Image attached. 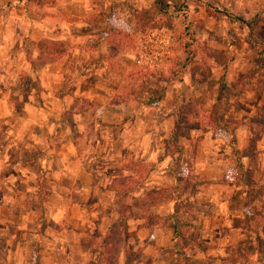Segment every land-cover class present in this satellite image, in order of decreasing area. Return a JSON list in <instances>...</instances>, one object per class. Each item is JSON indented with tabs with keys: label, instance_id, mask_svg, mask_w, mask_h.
Segmentation results:
<instances>
[{
	"label": "crops",
	"instance_id": "0c3cea01",
	"mask_svg": "<svg viewBox=\"0 0 264 264\" xmlns=\"http://www.w3.org/2000/svg\"><path fill=\"white\" fill-rule=\"evenodd\" d=\"M121 1L0 0V74L28 75L23 87L28 92L26 114L22 117L27 127L22 133L27 138L40 137L39 133L45 131L43 137L55 139L47 157L36 159L37 172L33 173L34 184L47 188L42 189L44 194L38 188L31 195L33 199L43 197V217L59 227L46 250H62L66 220L71 221L76 229L73 233L79 237L84 219L94 217L100 224L121 223L124 241L143 255L151 251V264H170L171 241L178 242L170 235L176 231L182 237L179 227L187 230L182 237L185 245L179 247L186 252L188 264H203L204 253L210 251L214 264H218L216 259L225 255L228 240L223 233H233L238 241L236 260L244 262L247 254L248 264H264V214L248 213L249 199L258 196L249 197L250 188L240 182L230 190L223 189V162L208 156L217 148L202 151L183 144L180 151L172 153L162 147V138L179 136L171 133L181 97L192 94L191 98L202 107L203 94L184 78L163 81L154 75L160 64L146 61L148 50L142 47L136 32L137 19L130 16L125 10L128 5L122 7ZM152 4L135 0L130 8L137 11ZM187 8L189 21L204 19L201 7L187 3ZM108 10L110 17L102 15ZM23 44L28 46L27 52ZM39 56L51 59L37 64ZM146 71L147 78L137 76ZM3 88L7 92L3 90L2 94L0 87V118L10 120L9 87ZM212 102L215 114H219L221 102L215 98ZM6 105L9 109L2 113ZM14 132L7 129V139L20 137ZM200 152L203 158L197 157ZM27 161L8 162L10 168L2 184L10 195L4 197L12 200L14 187L32 179ZM179 168L191 171L189 179L184 180L196 190L195 208H189L185 221L180 219L178 224L170 191L181 183L174 178ZM153 193H162V197L143 213L135 203ZM50 202L55 206L44 209ZM144 218H152L153 224L145 225ZM80 243L77 238V245ZM17 249L19 245H0V264H22ZM24 260L31 264L29 255Z\"/></svg>",
	"mask_w": 264,
	"mask_h": 264
},
{
	"label": "rangeland",
	"instance_id": "374dc122",
	"mask_svg": "<svg viewBox=\"0 0 264 264\" xmlns=\"http://www.w3.org/2000/svg\"><path fill=\"white\" fill-rule=\"evenodd\" d=\"M133 1L135 0H122L121 4L122 7L128 5L125 10L137 19L135 28L140 35L142 47L148 49L150 39L157 35L164 37H159L163 39L158 46L164 56L159 71L155 70L154 75L163 81L167 78L181 81L184 78L203 94L200 102L202 107L191 98L192 94L187 95L188 98L181 97L183 99L180 107L188 120L183 122V130L179 136L167 135L161 139L162 147L169 149L166 152L176 153L181 150L183 144L185 146L191 144L193 148L198 147L202 151L207 147L215 146L217 148L215 154L208 156L223 162V189L230 190L233 185L240 182L242 186L245 185L252 191L264 190V122H259L257 118L264 114V0H144V3L153 2V4L137 11L130 8ZM187 3L201 7V13L203 16L205 14L204 19L189 21ZM109 10L107 14L105 12L102 15L107 17ZM197 10L196 13L199 12ZM27 47L23 44L22 48L27 52ZM148 74L149 72L146 71L137 76L145 79ZM27 77L25 73L13 77L0 74L2 94L3 90L6 91L3 87H9L7 105L9 107L11 105L12 116L10 120L0 118V164L2 165L0 198L10 195L2 184L10 168L8 162L24 164L26 158L27 166L32 173V179L26 184L22 183L14 187L15 196L12 200L6 197L0 200L2 216L0 245H19L17 254H20L22 264H25L24 258L28 255L31 257V264H97L99 256L104 258L103 264H151L149 256L151 251L143 255V252L132 247V244L128 245L129 241H124L121 223L111 225L113 222L108 224L103 221L100 224L101 221L94 217L90 218L91 220L84 219V224L79 227V237L73 233L76 229L71 227V221L66 220L61 235L64 242L62 250L58 253L55 250H46V247L51 245V241L54 242L59 227H55L50 219L43 217L41 206L45 201L41 204L39 202L43 197L33 199L31 195L38 188L39 192L44 194L42 189L47 188L43 184L38 186L34 184L33 173L37 172L36 159L39 156H46L55 139L43 137L45 131L39 133L40 137L27 138V135L22 133L27 127L25 119H22L23 114H26L24 101L27 100L28 92L23 87L27 83ZM213 98L221 102L218 108L219 114H215V104L211 103ZM7 105L2 113L8 111ZM33 111L38 110L33 109ZM212 116L217 118V122L232 124L221 129L217 124H212L210 120ZM7 129L15 130L14 135L20 137L7 139L5 133ZM190 133L194 134L189 136ZM89 140L85 139L88 142ZM195 155V153L191 155L190 159H194ZM197 155L198 158L205 156L203 152ZM236 160L241 165L239 172L235 167ZM186 163L188 164V161ZM93 164L95 163L92 162V166ZM190 172L187 168L175 169L174 178L179 179L181 183L170 192L173 196L174 210H177L178 224L180 219L185 221L189 208H195L193 192L196 186L187 185L184 180L189 179ZM89 202L91 201L86 203ZM249 202V214L254 211L264 214V193L262 196L249 199ZM55 204L50 202L44 209L51 210ZM115 207L119 208L118 202L115 203ZM33 208L35 210L31 213L30 210ZM39 211L41 214L38 213ZM98 223L100 232L96 229ZM161 223L162 219L158 224ZM106 225L107 230H104ZM179 229L183 237L184 231L187 230L185 227ZM105 234L109 235L111 245L103 251L99 246L102 245ZM223 235L225 240L227 238L228 240L224 244L225 255L216 259L218 264H248L247 254L244 262L241 259L236 260L238 255L235 245H238V241L233 239V233H223ZM170 236L172 240L178 238V242L171 241L173 257L169 258V263L188 264L186 252L179 247L185 245L184 238L176 231ZM77 238L79 242L81 241L80 245H77ZM212 253V251L204 253L203 264L215 263ZM93 255H95L94 260H92ZM134 260H137V263Z\"/></svg>",
	"mask_w": 264,
	"mask_h": 264
},
{
	"label": "trees",
	"instance_id": "16d2710c",
	"mask_svg": "<svg viewBox=\"0 0 264 264\" xmlns=\"http://www.w3.org/2000/svg\"><path fill=\"white\" fill-rule=\"evenodd\" d=\"M112 30L113 29H111V31ZM47 60H49V58L39 56L36 59V63L42 64V63H45ZM187 118L188 117L186 115H184L181 107L178 106L177 107V118L175 120L174 127L172 129V133H171L172 135H180L182 133V130H183L182 124H183V122H186L188 120ZM210 118H211L210 120H211L212 124H217V126L219 128L221 127V129L226 128L227 126L232 124V123L217 122V118L215 116H214L215 119L213 118V116ZM257 118H258L259 122L260 121L264 122V114L262 116L257 117ZM255 120H256V118L253 119V123H255ZM253 130L256 131V129H253ZM256 132L259 133L258 131H256ZM257 133L255 135H257ZM235 167H236V170L239 172L241 169V165L237 160H236ZM263 193H264V190H262V189H257L256 191H252V189L248 190V196L249 197H251V196L254 197V196H259V195L262 196ZM161 197H162V193L149 194V195H146L144 198L136 201L135 205H136V207L140 208L143 213H147L148 208L150 206H152L153 204H155V202ZM255 217H256V215H255ZM144 223H145V225L150 226L153 224V219L152 218H144ZM108 236H109L108 234L104 235V240L102 241L103 243L101 246H99V248H101L103 251H105L107 249V247L110 248L111 242H110V238ZM108 252H110V250H108ZM108 252H107V254H108ZM103 259L104 258L102 256H99L97 264H103V262H104Z\"/></svg>",
	"mask_w": 264,
	"mask_h": 264
},
{
	"label": "built area",
	"instance_id": "2783aa9c",
	"mask_svg": "<svg viewBox=\"0 0 264 264\" xmlns=\"http://www.w3.org/2000/svg\"><path fill=\"white\" fill-rule=\"evenodd\" d=\"M164 38L161 35H157L155 38L150 39L149 43H148V53H146V61H148L149 63L152 62H157L158 64H160V62L163 59V52L161 51V48L158 46L160 42H162ZM165 54V53H164Z\"/></svg>",
	"mask_w": 264,
	"mask_h": 264
}]
</instances>
